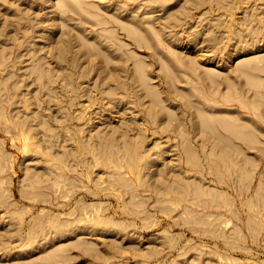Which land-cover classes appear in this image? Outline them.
<instances>
[{
	"label": "rangeland",
	"instance_id": "374dc122",
	"mask_svg": "<svg viewBox=\"0 0 264 264\" xmlns=\"http://www.w3.org/2000/svg\"><path fill=\"white\" fill-rule=\"evenodd\" d=\"M82 1L0 0V264H264V118L220 96L246 87L264 110L245 66L264 78V48L209 61L262 42L264 0ZM226 108L256 126L246 144Z\"/></svg>",
	"mask_w": 264,
	"mask_h": 264
},
{
	"label": "bare ground",
	"instance_id": "6f19581e",
	"mask_svg": "<svg viewBox=\"0 0 264 264\" xmlns=\"http://www.w3.org/2000/svg\"><path fill=\"white\" fill-rule=\"evenodd\" d=\"M72 1H75V3L73 2V4H75V5L78 4L79 7H82L83 5H86V6H87V3H86V2L84 3L82 0H72ZM149 1H150V0H149ZM154 1H155V0H153L152 3H154ZM156 1H157V3H158V1H160V3H162V5H163L164 3H167L168 0H162V1H161V0H156ZM236 1H239V0H236ZM247 1H248V0H247ZM249 1H250V0H249ZM204 2H205V0H204ZM204 2H203V3H204ZM240 2H241V1H239L238 3H240ZM242 2H243V1H242ZM146 3H147V2H146ZM160 3H158V4L160 5ZM70 4H71V3H70ZM73 4H72V5H73ZM148 4H149V3H148ZM158 4H157V6H158ZM167 4H168V3H167ZM236 4H237V3H236ZM68 5H69V4H67V6H68ZM149 5H150V4H149ZM240 5H241V4H240ZM247 5H248V4H247ZM151 6L154 7V8L156 7V5H154V4H152ZM165 6H166V5H165ZM242 6H243V5H242ZM71 7H72V6H71ZM244 7H245V5H244ZM82 8H84V7H82ZM248 8H250V7L248 6ZM246 9H247V8H246ZM128 10H129V8H128ZM184 12H185V11H184ZM187 12H188V15H191V14H189V13H190L189 11H187ZM255 12H256V11H255ZM182 14H183V13H182ZM182 14H180L179 16L181 17ZM185 14H187V13L185 12L184 15H185ZM250 14H251V13H250ZM116 15H118V14L116 13ZM184 15H182V16H184ZM188 15H185L184 17H186V16H188ZM254 15H256V13H255ZM177 16H178V15H177ZM180 17H179V19H180ZM254 17H255V16H254ZM257 17H258V15H256V18H257ZM176 18H177V17H176ZM181 18H182V17H181ZM239 18H240V17H239ZM246 18H247V16L245 17V19H246ZM248 18H249V17H248ZM259 18H260V17H259ZM261 18H262V17H261ZM261 18H260V19H261ZM250 19H251V17H250ZM252 19H253V17H252ZM257 19H258V18H257ZM260 19H259V20H260ZM262 19H264V18H262ZM262 19H261V20H262ZM237 20H238V18H237ZM246 20H247V19H246ZM254 20H255V18H254ZM259 20H258V21H259ZM219 21H220V20H218V22H219ZM243 21H244V19L242 20V22H243ZM252 21H253V20H251V21H247V22L250 23V22H252ZM218 22H217V23H218ZM220 22H221V21H220ZM220 22H219V23H220ZM222 22H223V23H222V25H223L225 22H224V20H223ZM247 22L245 21L244 24H245V23L247 24ZM255 22H256V20L253 21V23H255ZM260 22H261V21H260ZM263 22H264V20H263ZM240 23H241V19H240V22H239V25H238L239 28H240V25H241ZM249 23H248V24H249ZM257 23H258V22H257ZM261 23H262V22H261ZM261 23H259V24H261ZM226 24H227V23H226ZM237 24H238V21H237ZM244 24H242V26H243ZM248 24H247V25H248ZM259 24H258V26H259ZM217 25H218V24H217ZM227 25H228V24H227ZM250 25H251V24H250ZM262 25H264V24L262 23ZM223 26H224V25H223ZM238 26H237V27H238ZM242 26H241V29L238 30L239 32H240L241 30H243L244 27H242ZM254 26H255V25H254ZM258 26H257V27H258ZM249 27H250V26H249ZM252 27H253V26H252ZM252 27H251V28H252ZM259 27H260V26H259ZM135 28H136V27H135ZM254 28H255V27H254ZM261 28H264V27H261ZM148 29H149V28H148ZM151 29H153V30L155 29V30H156V28H152V27H151ZM151 29H150V30H151ZM161 29H162V28H161ZM255 29H256V28H255ZM136 30H137V28H136ZM138 30H139V29H138ZM244 30H245V29H244ZM258 30H259V28H258ZM262 30H263V29H262ZM252 31H253V30H252ZM254 31H256V30H254ZM263 31H264V30H263ZM153 32H154V31H153ZM156 32H158V29H157ZM159 32H160V31H159ZM159 32L157 33V35L159 34ZM161 32H162V31H161ZM197 32H198V31H197ZM229 32H230V31H229ZM229 32H228V33H229ZM239 32H238V34H239ZM247 32H248V31H247ZM257 32H258V31H257ZM261 32H262V31H261ZM261 32H259V33H261ZM147 33H148V32H147ZM154 33H155V32H154ZM154 33H153V34H154ZM241 33H244V32H241ZM250 33H251V32H250ZM250 33H249V34H250ZM254 33H256V32H254ZM179 34H180V33H178V35H179ZM224 34H225V33H224ZM229 34H231V33H229ZM238 34H237V35H238ZM252 34H253V33H252ZM144 35H145V34H144ZM197 35H199V34H197ZM217 35H218V34H217ZM219 35H220V34H219ZM219 35H218V36H219ZM225 35H226V34H225ZM233 35L236 36L235 34H233ZM233 35H232V34H231V35H228V37H229V36L232 37ZM244 35H245V34H244ZM253 35H254V34H253ZM149 36H150V35H149ZM158 36L160 37L161 35L159 34ZM218 36H217V37H218ZM220 36H221V35H220ZM242 36H243V35H242ZM246 36H247V35H246ZM250 36H251V35H250ZM250 36H249V37H250ZM156 37H157V36L155 35V38H156ZM225 37H226V36H225ZM231 37H230V38H231ZM239 37H240V34H239ZM239 37H238L237 39H239ZM258 37H259V36H258ZM163 38H164V37H163ZM178 38H179V37H178ZM187 38H188V37H187ZM199 38H200V37H199ZM218 38H219V37H218ZM221 38H223V37L221 36L219 39L221 40ZM233 38H235V37H233ZM241 38H242V37H241ZM247 38H248V37H247ZM247 38H246V39H247ZM262 38H263V37H262ZM262 38H261V39H262ZM145 39H147L146 41H148L147 36H145ZM157 39H158V37H157ZM184 39H185V38H184ZM213 39H214V38H213ZM219 39H218V40H219ZM254 39H255V38H254ZM164 40H165V39H164ZM187 40H188V39H187ZM193 40H195V39H193ZM205 40H206V39H205ZM215 40H216V38H215ZM228 40H229V42H230V44H231V42H232L234 39H233L232 41H230V39L228 38ZM228 40H226V42H227ZM243 40H245V39H243ZM255 40H257V37H256ZM263 40H264V39H262V42L259 41V40H258V41L246 40V41L238 42L237 44L234 43V44H233L234 46H233V45H232L231 47L229 46V48H228L227 50H226L225 47H224V49L226 50L225 55H222V57H219V58L211 57V56H210V58L208 57V58L210 59L209 61H210V62H213V61H214L216 64L218 63V64H217V66H218L217 68L224 67V66L228 65L232 60H234L235 58H237L238 56H240V55H242V54H246V53L254 52V51L258 50V48H260V50H261V48H264V41H263ZM157 41H158V40H157ZM159 41H160V40H159ZM179 41H180V39H179ZM179 41H178V42H179ZM188 41H189V40H188ZM196 41H197V40H196ZM207 41H208V43H209V40H207ZM213 41H214V40H213ZM223 41H225V39H223ZM223 41H222V42H223ZM162 42H163V41H162ZM162 42H161V41H160V43L157 42V44H160V45H161ZM217 42H218V41H217ZM226 42H225V44L227 45ZM233 42H234V41H233ZM235 42H237V41H235ZM259 42H261V43H259ZM148 43H149V41H148ZM163 43H164V42H163ZM183 43H185V42H183ZM186 43H188V44L190 45V46H189L190 48H194V47L197 45V44L195 45V43H192V41H191V43H190V42H186ZM204 43H205V42H204ZM210 43H211V42H210ZM223 43H224V42H223ZM150 44H151V43H150ZM179 44H180V43H179ZM181 44H182V43H181ZM206 44H207V43H206ZM211 44H212V43H211ZM219 44H221V43H219ZM164 45H165V44H164ZM186 45H187V44H186ZM194 45H195V46H194ZM199 45H200V44H199ZM213 45H214V44H213ZM213 45H212V46H213ZM217 45H218V44H217ZM222 45H224V44H222ZM226 45H224V46H226ZM142 46H143V45H142ZM161 46H163V45H161ZM161 46H160V47H161ZM180 46H181V45H180ZM180 46H179V47H180ZM184 46H185V45H184ZM218 46H219V45H218ZM179 47H177V48H179ZM182 47H183V46H182ZM185 47H186V46H185ZM197 47H198V46H197ZM197 47H195V48H197ZM215 47H216V45H215ZM227 47H228V46H227ZM163 48H164V47H163ZM217 48H219V47H217ZM222 48H223V47H222ZM166 49H167V48H166ZM182 49H183V48H182ZM182 49H181V47H180V50H182ZM184 49H185V48H184ZM198 49H199V48H198ZM214 49H215V48H214ZM219 49H221V48H219ZM157 50H158V49H157ZM216 50H217V49H216ZM222 50H223V49H221V52H223ZM262 50H264V49H262ZM167 51H168V50H167ZM175 51H176V50H175ZM187 51H189V50H187ZM190 51H193V50H190ZM7 52H8V51H7ZM157 52L160 53V51H157ZM171 52H172V51H171ZM173 53H177V52H174V51H173ZM173 53H171V54H173ZM191 53H192V52H191ZM194 53H195V52H194ZM219 53H220V52H219ZM5 54H7V53H5ZM223 54H224V53H223ZM10 55H11V53H10ZM173 55H174V54H173ZM173 55H172V56H173ZM177 55H178V54H177ZM177 55H175V56H177ZM182 55H183V54H182ZM184 55H185V54H184ZM215 55H216V54H215ZM8 56H9V55H8ZM185 56H186V55H185ZM216 56H217V55H216ZM6 57H7V55H6ZM188 57H189V56H187V58H188ZM190 57H191V55H190ZM190 57H189L188 59H191ZM193 57H194V56H192V60H191V61H188V60H187V61L190 62V63L193 62V61L195 60V59L193 60ZM262 57H263V56H262ZM173 58H174V57H173ZM177 58H178V60H179L180 62L177 60ZM177 58H174V59H175V62L178 61V62H179L178 65H179V66H182V65H180V64L182 63L181 60H183L184 57H183V56H177ZM259 58H261V57H258V58H257L258 61H259ZM6 59H7V58H6ZM254 59H255V58H254ZM204 60H205V59H204ZM206 60H207V59H206ZM206 60H205V61H206ZM252 60H253V59H252ZM263 60H264V58H263ZM209 61H207V62H209ZM197 62H198V61H197ZM246 62H247L246 64H245L244 62H242V63H244L245 66L248 68V69H246V68H245V69H246L247 71H248V70H249V71L251 70V71L249 72V73H250V77L247 78V80L250 79V81L252 80V81L254 82V84H257V85H260L261 83L264 84V82H262V80L260 79V77H262V76L259 75V73H256L257 71L255 72V69L257 68V67H256L257 65L255 66V64H257V63H255V62H256V59H255V62H254V60H253V62H252L251 60H250V61L247 60ZM262 62H263V61H262V59H261V63H260V61H259V63H260V65L263 66V69H264V64H262ZM185 63H186V60H185ZM195 63H196V62L194 61L193 66H194V65H197V64H195ZM242 63H241V64H242ZM254 63H255V64H254ZM263 63H264V62H263ZM183 64H184V63H183ZM189 65H192V63L189 64ZM189 65H187L186 68H187V67H188V68L191 67V68H190V70H191V69H192V66L189 67ZM258 65H259V64H258ZM169 66H170V65H168V67H169ZM171 66H172V65H171ZM262 66H258V69H260V67H262ZM184 67H185V66H184ZM193 68H194V67H193ZM243 68H244V67H243ZM172 69H173V68H172ZM172 69L170 68V70H172ZM194 69L196 70V68H194ZM194 69H192V70H194ZM188 70H189V69H188ZM192 70H191V71H192ZM218 70H219V69H218ZM228 70H230V69H228ZM233 70H234V69H233ZM207 71H208V70H207ZM242 71H243V70H242ZM258 71L264 73V70H261V71L258 70ZM192 73H193V71H192ZM192 73H191V74H192ZM198 73H199V72H198ZM202 73H203V72H202ZM209 73H210L211 75L213 74V73H211V72H209ZM219 73H220V72H218L217 75H219ZM242 73H243V72H242ZM242 73H241V75H242ZM244 73H246V72H244ZM210 74H208V75H210ZM236 74H237V72H236ZM160 75H161V74H160ZM162 75H163V74H162ZM173 75H174V74H173ZM173 75H172V76H173ZM187 75H188V74H187ZM192 75H193V74H192ZM195 75H196V74H195ZM206 75H207V73H206ZM224 75H225V74H224ZM226 75H227V74H226ZM243 75H244V74H243ZM263 75H264V74H263ZM172 76H171V79H172ZM199 76H200V75H198V78H199V79H202V78H200V77H202V76H200V77H199ZM219 76H220V75H219ZM227 76H228V75H227ZM162 77H163V76H162ZM189 77H190L189 79H192V78H194V75H193V77H192V76H189ZM191 77H192V78H191ZM206 77H207V76H206ZM210 77H211V76H210ZM213 77H214V76H213ZM239 77H240V76H239ZM245 77H246V76H245ZM175 78H177V77H175ZM204 78H205V76H203V79H204ZM215 78H216V77H215ZM224 78H225V77H224ZM171 79H170V81H171ZM195 79H196V78H195ZM209 79H210V78H209ZM216 79H217V78H216ZM222 79H223V78H222ZM262 79H263V81H264V78H263V77H262ZM163 80H164V79H163ZM165 80H166V79H165ZM172 80H173V79H172ZM178 80H179V78L177 79V81H178ZM187 80H188V78H187ZM192 80H193V79H192ZM211 80H212V79H211ZM226 80H227V79H226ZM208 81H210V80H208ZM216 81H218V80H216ZM164 82H165V81H164ZM167 82H168L167 84L169 85V79H168ZM173 82H174V81H173ZM210 82H212V81H210ZM219 82H220V81H219ZM222 82H223V81H222ZM228 82H229V80H228ZM247 82H249V81H247ZM203 83H205V82L203 81ZM213 83H214V85H215L216 82H213ZM217 83H218V82H217ZM217 83H216V84H217ZM164 84H165V83H164ZM220 84H221V83H220ZM241 84H242V83H241ZM245 84H246V82H245ZM250 84L252 85V82H251ZM262 84H261V85H262ZM146 85H147V84H146ZM170 85H171V84H170ZM170 85H169V86H170ZM174 85H175V84H174ZM201 85H202V81H201ZM208 85H209V83H208ZM208 85H207V86H208ZM211 85H213V84L211 83ZM211 85H210V86H211ZM234 85H235V83H234ZM246 85H249V83L246 84ZM251 85H249V86H250V87H253V89H254V87L257 88V87H256L257 85H253V86H251ZM144 86H145V85H144ZM216 86L218 87V86H219V83H218ZM241 86H242V85H241ZM146 87H147V86H146ZM204 87H205V86H204ZM232 87H233V85H232ZM258 87H259V86H258ZM262 87H264V86H261V89H262ZM207 88H208V87H207ZM212 88H213V87H212ZM212 88H211L210 91H209V89H208V92H211V94H212L213 96H211V95H206V97H205V96H204L205 94H204L203 97L207 98V96H209V97L211 96L212 98H210V100H214V99L216 100V97L218 96L217 94H218V92H219L220 90H218L219 88L216 89V87H214L213 89H212ZM230 88H231V87H230ZM235 88H236V86H235ZM259 88H260V87H259ZM259 88H258V89H259ZM202 89H203V88H200V89H199V90H201V92H202L201 94H203V90L206 91V89H203V90H202ZM220 89H221V87H220ZM237 89H238V91H237L236 93H238V95H235V94L233 95V94L231 93V89H230L229 91H226L224 94L221 93L220 96H221V97L223 96V97H222V100L225 102V104L228 103V102H230V101H233V100H236L237 102L240 100V101H239V104H240L241 106H243L244 108H246V110H248L249 112L255 110V113H256V114H254V113L252 112L253 115H254V117H255L256 115H257V116H259V115H263L262 117H259V118H264V110L259 106V105H261V104L256 103V101H257L256 98H255L256 101L254 102V98L251 97V96L247 93V91L249 92V88H248V90H246V87H245V89H243V88H239V87L236 88V90H237ZM253 89H252V90H253ZM263 89H264V88H263ZM256 90H257V89H256ZM150 91H151V90H150ZM221 91H222V90H221ZM257 91H259V90H257ZM148 92H149V91H148ZM206 92H207V91H206ZM232 92H233V91H232ZM251 92H252V91H251ZM260 92H261V90H260ZM199 93H200V92H199ZM204 93H205V92H204ZM233 93H235V90H234ZM255 93H256V92H255ZM250 94H252V93H250ZM257 94H259V92H258ZM241 95H242L243 98L241 97ZM259 95H260V94H259ZM261 95H262V94H261ZM261 95H260V96H261ZM200 96H201V95H200ZM263 97H264V96H263ZM223 98H224V99H223ZM208 99H209V98H208ZM215 100H214V102L217 103ZM208 101H209V100H208ZM208 101H207V102H208ZM220 101H221V100H220ZM223 101H221V102H223ZM236 101H235V102H236ZM259 101H260V100H259ZM237 102H236V103H237ZM185 103H186V102H185ZM212 103H213V102H212ZM215 103H214V105H215ZM218 103H220V102H218ZM262 103H263V102H262ZM204 104L206 105V101H205ZM208 104H209V103H208ZM208 104H207V105H208ZM210 104H211V103H210ZM221 104H222V103H221ZM221 104H218V105L221 106ZM223 104H224V103H223ZM223 104H222V106H223ZM226 106L228 107L227 104H226ZM230 106H231V105H230ZM211 107H212V106H211ZM224 107H225V106H223V108H224ZM232 107H233V106H232ZM237 107H238V106H237ZM243 107H241V108H243ZM216 108H217V107H216ZM206 109H207V108H206ZM220 109H222V108H220ZM234 109H235V108H233V109H232V108H231V109L229 108V109L227 110V108H226L227 113H225V114H227V115H226L224 118L219 119V120L216 119V118H214V119H215V121H218V122H219L220 120H222V124L225 125L226 129H227L228 131H230V132L234 131V132H236L237 134H240V135L244 138V140H243L242 142L245 143V140L250 139L249 136H252V134H254L253 132L255 131L254 129H255L256 126L254 127V129H251V128L253 127V126H251L252 121H247V117H248V116H247V117H242V115L240 116V115L238 114L239 112H238V113H235V110H234ZM237 109H238V108H237ZM252 109H253V110H252ZM257 109H260V113L257 111ZM197 110H198V107H197ZM211 110H212V109H211ZM218 110H219V109H218ZM239 110H240V109H239ZM222 111H223V110H222ZM224 111H225V110H224ZM208 112L210 113V112H212V111H209V110H208ZM193 113H194V112H193ZM197 113H198V112H197ZM223 113H224V112H223ZM210 114H211V113H210ZM219 114H220V112L218 111V116H219ZM249 114H250V113H249ZM194 115L197 116L198 114H195V113H194ZM221 115H222V114H221ZM250 115H251V114H250ZM212 116H213V117H217V115H216V116L212 115ZM222 116H223V115H222ZM257 116H256V119H257ZM220 117H221V116H220ZM241 117H242V118H245V120L241 119ZM171 118H173V117H171ZM211 119H213V118L211 117ZM237 119H238V120L241 119V120H243V121H245V122L242 121L243 123H242V122L240 123V122L237 121ZM241 120H240V121H241ZM250 120H251V118H250ZM262 120H263V119H260V121H262ZM201 121H202V120H201ZM201 121H200V122H201ZM215 121L213 120V124L215 123ZM256 121H257V120H256ZM257 122L259 123V121H257ZM262 122H264V121H262ZM254 123H255V122H254ZM254 123H253V124H254ZM256 124H257V123H256ZM203 125H204V124H203ZM214 125H216V123H215ZM218 125H219V124H218ZM224 125H223V126H224ZM219 126L221 127L222 125H219ZM213 127H214V130H215V129L217 130V127H215V126H213ZM213 127H212V128H213ZM220 127H219V128H220ZM259 127L261 128L260 125H259ZM203 128H204V126H203ZM222 128H223V127H222ZM194 129H195V128H194ZM205 129L207 130V128H205ZM205 129H204V130H205ZM238 129H239L240 131H242L243 134H242L240 131H238ZM204 130H203L202 132L205 133L206 130H205V131H204ZM214 130H212V131H214ZM251 130H253V132H252ZM262 130H263V129H262ZM262 130H261L260 134L263 133ZM217 131H218V130H217ZM219 131H221V130L219 129ZM223 131H225V130L223 129ZM214 132H216V131H214ZM226 132H227V131H225V133H226ZM230 132H228V134H229ZM255 132H256V131H255ZM258 132H259V131H258ZM225 133H224V134H225ZM256 133H257V132H256ZM183 134H185V133H183ZM189 134H190V133H189ZM189 134H186V137H187V135H189ZM235 135H236V134H234V136H235ZM257 135H259V134H257ZM263 135H264V134H262V137H264ZM184 136H185V135H184ZM190 136H191V134H190ZM188 137H189V136H188ZM227 137H228L229 139H231V140H230V143H232V140H234V138L232 137V133H231V136L229 135V136H227ZM190 138H192V137H190ZM235 138H236V136H235ZM238 138H240L239 135H238ZM252 138H253V137H252ZM256 138H257V137H256ZM260 138H261V137H260ZM258 139H259V138H258ZM226 140H227V139H226ZM236 140H241V138H240V139H236ZM236 140H234L233 143H232L231 145H233V144L235 143ZM261 140H262V139H261ZM261 140H260V141H261ZM228 141H229V140H227V142H228ZM251 141L253 142V140H251ZM251 141H250V142H251ZM257 141H258V140H257ZM257 141H256V142H257ZM236 142H237V141H236ZM246 142H247V141H246ZM238 143H239V142H238ZM244 143H243V144H244ZM185 144H186V143H185ZM227 144H229V143H227ZM245 144H246V143H245ZM254 144H255V143H253L252 145H254ZM258 144H259V142H258ZM189 145H190V144H189ZM191 145H192V144H191ZM231 145H230V146H231ZM250 145H251V144H250ZM236 146H237V144H235L234 149H236V148H235ZM243 146H245V145H243ZM258 146H260V145H258ZM183 147H187V145L185 146V145L183 144ZM183 147H182V148H183ZM188 147H190V146H188ZM192 147L195 148V144H194ZM247 147H248V146L246 145V148H247ZM182 148H181V149H182ZM230 148H233V147H230ZM230 148L228 147V149H230ZM239 148H240V147H239ZM244 148H245V147H244ZM255 148H256V147H254V148H252V149H255ZM263 148H264V147H263ZM200 149H201V148H200ZM241 149H242V147H241ZM248 149H249V147H248ZM184 150L186 151L187 149L184 148V149L182 150L183 153L185 154V151H184ZM189 150H190V151H189ZM191 150H192V148L190 147V149H188L186 152L190 154V153H192ZM224 150H225V149H224ZM236 150H238V147H237ZM250 150H251V149H250ZM256 150H258V149H256ZM194 151H195V149H194ZM219 151H220V150H219ZM221 151H222V150H221ZM238 151H239V150H238ZM242 151H243V149H242ZM242 151L240 150L239 152L241 153ZM244 151H246V150L244 149ZM260 151H262V148H261ZM196 152H197V151H196ZM196 152H195V153H196ZM249 152H250V151H249ZM263 152H264V151H263ZM160 153H162V152H160ZM180 153H181V152H180ZM195 153H194V155H192L193 153L191 154L192 156H194V158H195ZM243 153H244V152H243ZM162 154H164V153H162ZM181 154H182V153H181ZM225 154H228V153H225ZM130 155H131V154H130ZM133 155L135 156V153H133ZM179 155H180V154H179ZM182 155H183V154H182ZM185 155H186L185 157H187L188 154H185ZM159 156H160V155H159ZM163 156H164V155H163ZM180 156H181V155H180ZM183 156H184V155H183ZM231 156H233V155H230V157H231ZM240 156H241V155H240ZM242 156H243V155H242ZM131 157H133V156L131 155ZM156 157H157V156H156ZM161 157H162V156H161ZM181 157H182V156H181ZM188 157L191 158L190 155H188ZM150 158H151V157H150ZM190 158H186V160L188 159V160L191 162ZM227 158H229V157H227ZM153 159H156V158H153ZM161 159H162V158H161ZM230 159H232V157L229 158L228 160H230ZM233 159H235V158H233ZM148 160H150V159H148ZM158 160H159V159H158ZM180 160H183V159L180 158ZM186 160H185V162H187ZM192 160H193V158H192ZM238 160H239V159H238ZM146 161H147V160H146ZM153 161H156V160H153ZM189 161H188V163H189ZM197 161H198V159H197ZM236 161H237V160H235V163H236ZM243 161H244V160H243ZM246 161H247V160H246ZM179 162H180V164L182 163L181 161H179ZM156 163H158V161H157ZM192 163H193V162H192ZM195 163H197V162H196V159H195ZM195 163H194V164H195ZM250 163H251V162H250ZM144 164H145V163H144ZM177 164H178V163H177ZM186 164H187V163H186ZM190 164H191V163H190ZM190 164H189V165H190ZM229 164H231V163H229ZM173 165H175V164H173ZM195 165H196V166L198 167V169H199V166H198L197 164H195ZM195 165H194V167H195ZM234 165H235V164L233 163V166H234ZM248 165H249V164H247V162H246V166H248ZM144 166H145V165H144ZM159 166H160V165H159ZM181 166H182V164H181ZM181 166H180V167H181ZM187 166H188V165H187ZM191 166L193 167V165H190L189 167H191ZM243 166H244V165H243ZM169 167L171 168V166H169ZM169 167H167V168H169ZM174 167H175V166H174ZM244 167H245V166H244ZM164 169H165V168H164ZM192 169H193V168H192ZM171 170H172V168H171ZM173 170H174V169H173ZM195 170H197V169H195ZM248 171H249V169H248ZM163 172H164V170H163ZM246 176H247V174H246ZM248 176H249V175H248ZM248 176H247V177H248ZM249 177H250V176H249ZM124 178H125V177H124ZM128 178H130V177H128ZM130 179H131V178H130ZM219 179H220V178H219ZM219 179H218V180L216 179L217 182L219 181ZM248 180H249V179H248ZM128 181H129V180H128ZM224 182H225V181H224ZM125 183H126V184L128 183L127 185H129L130 182H127V180H126ZM220 183H221V184L223 183V181L221 182V179H220ZM220 183H219V184H220ZM249 183H250V182H249ZM121 185H122V184H121ZM124 186H125V184H124ZM216 186H218V183H217ZM247 187H248V186H247ZM248 188H250V186H249ZM218 189H219V188H218ZM222 191H223V190H222ZM222 191H221V192H222ZM132 192H133V189H132ZM192 192H193V191H192ZM197 193H198V192H197ZM223 193H224V192H223ZM223 193H222V194H223ZM133 194H134V193H133ZM193 194H194V193H193ZM198 194H199V193H198ZM218 194H219V191H218V193H217L216 195H218ZM218 196H220V194H219ZM221 196H222V195H221ZM223 196L225 197V195H223ZM224 197H223V198H224ZM211 198H212V197H211ZM214 199H215V198H214ZM225 199H226V198H225ZM248 199H249V198H248ZM202 204H203V203H202ZM208 207H209V206H208ZM63 224H64V223H63ZM65 224L68 225V227L64 226L66 229H62L61 232H57V233H59L60 235H65L64 233L67 234L70 230H71L72 232L80 233L79 230H80L81 227H73V226H70L68 221L65 222ZM77 228H78V229H77ZM86 228H88V226H86ZM70 233H71V232H70ZM68 234H69V233H68ZM54 237H55V236H54ZM54 237H53V238H54ZM53 238L47 239L46 242H49V241H50L51 239H53ZM4 241H5V240H4ZM5 244L7 245L8 243H4V245H5ZM2 245H3V244H2Z\"/></svg>",
	"mask_w": 264,
	"mask_h": 264
}]
</instances>
